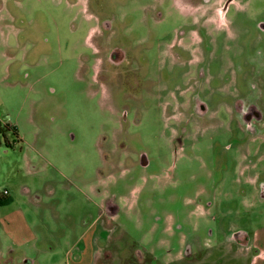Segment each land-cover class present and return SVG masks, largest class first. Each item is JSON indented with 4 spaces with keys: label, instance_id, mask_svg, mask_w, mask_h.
I'll return each instance as SVG.
<instances>
[{
    "label": "rangeland",
    "instance_id": "1",
    "mask_svg": "<svg viewBox=\"0 0 264 264\" xmlns=\"http://www.w3.org/2000/svg\"><path fill=\"white\" fill-rule=\"evenodd\" d=\"M174 1L0 0V123L18 132L0 135V264H75L109 201L108 264L134 244L157 264H251L233 237L264 233V121L250 133L232 99L254 82L264 110V0H234L197 64Z\"/></svg>",
    "mask_w": 264,
    "mask_h": 264
},
{
    "label": "flooded vegetation",
    "instance_id": "2",
    "mask_svg": "<svg viewBox=\"0 0 264 264\" xmlns=\"http://www.w3.org/2000/svg\"><path fill=\"white\" fill-rule=\"evenodd\" d=\"M178 6L181 16L185 19H192L194 22L191 23L190 31L175 30V43L179 49L185 53H191L194 63L197 64L198 55L203 51V43L205 35L212 26L217 28H224L226 26V12L229 5L234 0H175ZM162 14L159 15L158 19H162ZM102 26L109 29L108 22H103ZM259 28L264 31V23L259 24ZM110 31V30H109ZM92 31L91 33H93ZM91 35V34H90ZM119 45H111L110 50V61L113 65L119 66L122 63L125 53L120 50ZM132 61V57L127 59ZM198 76V68H197ZM251 89L247 94L238 95L235 99H232L233 113L236 114L243 126L252 134L259 132L258 124L264 121V110L260 104L262 95L258 92V85L254 82L251 83ZM242 88V87H241ZM242 92V89H241ZM239 90V93H241ZM258 92V93H257ZM194 98V97H192ZM175 105V106H174ZM176 112H174L177 121L180 122L181 126L184 124L185 112L182 108L183 102L177 101L174 104ZM192 108L194 115L198 118H202L208 112L207 104L196 97L193 99ZM184 114V115H183ZM183 123V124H182ZM264 123V122H263ZM187 124H190L188 122ZM182 127H180V130ZM186 130V129H185ZM10 134H18L16 128L9 124L0 123V135L3 136L6 146H10L11 142L8 138ZM118 217V208L111 201L107 202L106 206L101 211L99 224L96 222L88 228L87 232L83 237L84 246L80 250V258L75 260V263L85 264H108L113 260V253L117 248L123 249L117 246V241L120 239L117 236L119 231L118 225H116V219ZM245 233H236L235 240H238L242 245L248 246L250 240L246 237ZM184 256L186 259H192L194 257V248L199 250L202 254L201 245L192 246L196 240L189 241ZM102 249V250H101ZM101 254V257H100ZM125 254V253H124ZM71 255V254H70ZM133 256V257H132ZM132 257L135 264H157L152 253L144 246L133 245L132 251L126 255H122L119 264H129L128 258ZM22 264H33L31 261H23Z\"/></svg>",
    "mask_w": 264,
    "mask_h": 264
},
{
    "label": "crops",
    "instance_id": "3",
    "mask_svg": "<svg viewBox=\"0 0 264 264\" xmlns=\"http://www.w3.org/2000/svg\"><path fill=\"white\" fill-rule=\"evenodd\" d=\"M255 236L254 243H249L248 245V249L252 252L254 251L251 264H264V233L260 237L259 233L255 232ZM75 264L79 263L76 262ZM85 264H88V261Z\"/></svg>",
    "mask_w": 264,
    "mask_h": 264
},
{
    "label": "trees",
    "instance_id": "4",
    "mask_svg": "<svg viewBox=\"0 0 264 264\" xmlns=\"http://www.w3.org/2000/svg\"><path fill=\"white\" fill-rule=\"evenodd\" d=\"M0 201H2V199H0Z\"/></svg>",
    "mask_w": 264,
    "mask_h": 264
},
{
    "label": "water",
    "instance_id": "5",
    "mask_svg": "<svg viewBox=\"0 0 264 264\" xmlns=\"http://www.w3.org/2000/svg\"><path fill=\"white\" fill-rule=\"evenodd\" d=\"M229 1H231V0H229Z\"/></svg>",
    "mask_w": 264,
    "mask_h": 264
}]
</instances>
